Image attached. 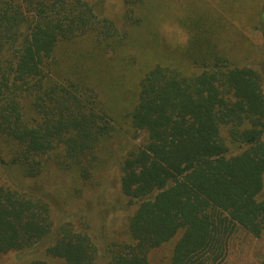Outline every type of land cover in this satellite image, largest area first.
<instances>
[{
  "label": "trees",
  "instance_id": "obj_1",
  "mask_svg": "<svg viewBox=\"0 0 264 264\" xmlns=\"http://www.w3.org/2000/svg\"><path fill=\"white\" fill-rule=\"evenodd\" d=\"M122 2L124 28L90 0H0V260L223 264L238 229L264 232V61L235 37L248 11L264 47V0L182 7L176 49L161 0ZM115 159L133 210L101 253L34 182L68 176L76 197Z\"/></svg>",
  "mask_w": 264,
  "mask_h": 264
},
{
  "label": "rangeland",
  "instance_id": "obj_2",
  "mask_svg": "<svg viewBox=\"0 0 264 264\" xmlns=\"http://www.w3.org/2000/svg\"><path fill=\"white\" fill-rule=\"evenodd\" d=\"M197 1L199 0H161V6L168 7V15H166L169 19H167V22L171 24V28L168 27L169 33H164L160 30L161 38L169 42L167 46L178 48L185 43L186 35L184 37L181 36V38L171 21L175 15L174 13L181 16L183 14L182 7L190 5L191 2L197 3ZM90 2L98 14L113 20L119 27L124 28L126 26L125 8L122 0H90ZM245 3L248 5L250 0H245ZM246 5L245 7H248ZM247 12L240 15V18L237 17L238 23L235 24L236 40L240 41L241 37L251 40L256 48L254 61H264L262 35L253 33L252 28H250L252 23L248 18L249 16L247 17ZM176 35L180 38L179 40H177ZM127 140L133 142L132 137L127 138ZM111 146L112 148L115 147L111 148V151H114L116 159L125 154V148L116 144ZM116 159L113 161L111 168L107 170L106 175H104L105 178L102 185L95 188L89 187L88 191L76 196L77 198L74 195V184L68 176L51 172L49 173L51 175L34 182L43 186L57 201L58 211H55V226L59 224V221L60 224L71 222L75 225L78 221L85 222L89 226V232L101 253L105 243L117 236V232L122 229L124 222L133 210L131 202L120 193ZM54 237L55 230L44 243L50 242ZM0 264L24 263L18 262L14 256H7L0 260ZM223 264H264V232L257 238L238 229L230 241L227 257Z\"/></svg>",
  "mask_w": 264,
  "mask_h": 264
}]
</instances>
